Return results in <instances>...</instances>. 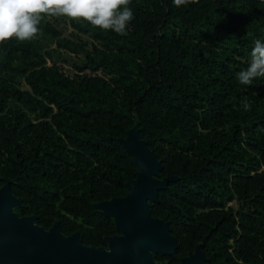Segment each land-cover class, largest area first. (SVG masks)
Masks as SVG:
<instances>
[{
	"label": "trees",
	"instance_id": "trees-1",
	"mask_svg": "<svg viewBox=\"0 0 264 264\" xmlns=\"http://www.w3.org/2000/svg\"><path fill=\"white\" fill-rule=\"evenodd\" d=\"M129 7L126 35L41 13L34 38L0 43V185L10 179L18 214L104 245L117 230L92 203L127 190L137 165L118 137L137 118L156 176L176 175L149 207L177 246L154 258L176 264L198 243L207 264H264V77L237 79L264 42V0ZM57 48L80 53L72 74L46 63Z\"/></svg>",
	"mask_w": 264,
	"mask_h": 264
},
{
	"label": "water",
	"instance_id": "water-1",
	"mask_svg": "<svg viewBox=\"0 0 264 264\" xmlns=\"http://www.w3.org/2000/svg\"><path fill=\"white\" fill-rule=\"evenodd\" d=\"M137 168L127 179V190L93 202L100 213L110 216L116 232L102 236L105 244L85 243L77 230L63 233L54 219L47 227L35 222V214H18L21 204L9 187L10 179L0 185V264H166L153 252L168 254L177 246L163 218L150 213V201L157 190L176 178L175 174L157 177L161 162L139 134L138 119L118 137ZM176 264H207L205 255L194 244Z\"/></svg>",
	"mask_w": 264,
	"mask_h": 264
},
{
	"label": "clouds",
	"instance_id": "clouds-1",
	"mask_svg": "<svg viewBox=\"0 0 264 264\" xmlns=\"http://www.w3.org/2000/svg\"><path fill=\"white\" fill-rule=\"evenodd\" d=\"M195 0H172L175 7L186 6ZM131 0H0V43L11 38L20 41L32 39L39 31L43 19L41 13L67 18H82L93 27L111 30L126 35L134 12L129 7ZM247 66L237 73L238 82L251 85L253 80L264 77V42L257 39L251 50ZM245 111H250L252 102L241 100Z\"/></svg>",
	"mask_w": 264,
	"mask_h": 264
},
{
	"label": "rangeland",
	"instance_id": "rangeland-1",
	"mask_svg": "<svg viewBox=\"0 0 264 264\" xmlns=\"http://www.w3.org/2000/svg\"><path fill=\"white\" fill-rule=\"evenodd\" d=\"M56 24L60 30L61 35L71 36L73 39H75V35L78 34L81 37L86 38L85 35L77 33L69 24L65 23L64 21L58 20ZM45 40L47 43L46 44L47 47H55V42L53 39L45 38ZM86 40H87V45H89L90 38ZM80 60H81L80 53L75 54L66 51L65 49L62 48H57L56 51L53 53L52 57H46V63H50L51 61H54L56 64L60 66L61 70L67 74H72L75 71L74 64L79 62ZM22 85L26 86L23 81H22ZM227 203H234V200H229L227 201Z\"/></svg>",
	"mask_w": 264,
	"mask_h": 264
}]
</instances>
